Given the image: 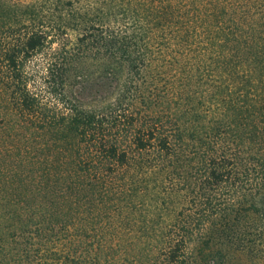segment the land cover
Returning <instances> with one entry per match:
<instances>
[{"label":"trees","instance_id":"1","mask_svg":"<svg viewBox=\"0 0 264 264\" xmlns=\"http://www.w3.org/2000/svg\"><path fill=\"white\" fill-rule=\"evenodd\" d=\"M263 55L264 0H0V110L39 129L72 116L85 120L76 165L104 183L129 168L136 154L179 155L184 132L163 98L172 87L169 71L179 73L181 84L182 76L203 69L218 87V103L264 123ZM89 59L115 84L108 102L87 108L68 98L72 88L83 87L76 83ZM223 133L231 135L207 136L201 153L203 183L219 195L209 194L197 217L161 236L158 264L206 263L205 250L198 259L190 243L208 244L195 233L207 222L213 232L231 230L238 239L254 229L264 257V157L244 154L240 143L227 146ZM222 258L214 264H226Z\"/></svg>","mask_w":264,"mask_h":264},{"label":"rangeland","instance_id":"2","mask_svg":"<svg viewBox=\"0 0 264 264\" xmlns=\"http://www.w3.org/2000/svg\"><path fill=\"white\" fill-rule=\"evenodd\" d=\"M94 61L82 65L84 75L76 84L83 87L72 88L74 95L68 98L87 108L108 102L113 96L110 84H115L109 74L100 77ZM176 74L169 71L172 87L163 98L184 132L179 155L136 154L130 167L107 183L93 180L76 165V143L85 120L72 116L62 126L39 129L1 108L0 264H158L161 236L177 231L174 225L182 219L197 217L198 204L209 194L219 195L203 183L206 137L229 130L231 135L222 134L227 146L240 143L244 154L264 157L262 119L218 103V87L203 69L182 76L181 84ZM175 90H181L178 101ZM232 134L240 141L231 142ZM248 221L258 222L251 217ZM204 228L195 233L204 235L208 244L201 248L198 238L190 243L194 257L205 250L206 263L201 264L222 257L226 264H264L254 245V229L239 232L238 239L231 230L213 232L210 222ZM244 239L246 246L240 243Z\"/></svg>","mask_w":264,"mask_h":264}]
</instances>
